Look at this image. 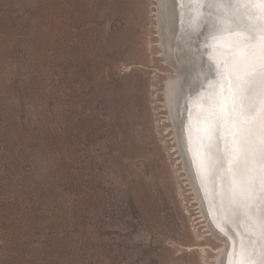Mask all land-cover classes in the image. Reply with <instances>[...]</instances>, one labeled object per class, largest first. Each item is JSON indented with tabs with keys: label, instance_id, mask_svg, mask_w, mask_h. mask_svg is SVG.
I'll return each mask as SVG.
<instances>
[{
	"label": "rangeland",
	"instance_id": "rangeland-1",
	"mask_svg": "<svg viewBox=\"0 0 264 264\" xmlns=\"http://www.w3.org/2000/svg\"><path fill=\"white\" fill-rule=\"evenodd\" d=\"M155 2L0 0V264H213Z\"/></svg>",
	"mask_w": 264,
	"mask_h": 264
},
{
	"label": "bare ground",
	"instance_id": "bare-ground-1",
	"mask_svg": "<svg viewBox=\"0 0 264 264\" xmlns=\"http://www.w3.org/2000/svg\"><path fill=\"white\" fill-rule=\"evenodd\" d=\"M222 3L223 0H156L158 54L172 69L164 79L160 105L183 184L196 208V219L205 235L219 242L211 248L213 264H264V235L256 238L251 225L250 230L241 226L240 223L246 226L244 213L234 208L221 186L223 170L233 153L225 146L232 141L240 143V139L232 122L220 128L211 111L220 108L214 115L223 111L230 117L239 100L236 86L241 84L230 75V58L225 54L229 50L221 52L225 60L210 62L214 47L209 43L223 33V14L228 11ZM256 26L260 27L258 21ZM208 44L209 48L205 47ZM230 101L232 105L228 107ZM218 119L223 122L222 116ZM229 186L228 182L226 188ZM191 248L206 253L203 246Z\"/></svg>",
	"mask_w": 264,
	"mask_h": 264
},
{
	"label": "water",
	"instance_id": "water-1",
	"mask_svg": "<svg viewBox=\"0 0 264 264\" xmlns=\"http://www.w3.org/2000/svg\"><path fill=\"white\" fill-rule=\"evenodd\" d=\"M222 6L228 8V11L223 14V33L213 37L209 43L214 47L210 62L216 64L225 60L221 58V52L229 50L225 54L230 58V75L241 83L236 86L238 98L244 93L251 101L243 106L241 119L254 122L255 129L251 134L236 133L240 143L234 144L232 141V144L225 146L232 148L233 153L223 170L221 186L222 191L224 188L227 190L234 208L244 213L246 226L240 223L241 226L250 230L251 225L254 228V232L251 231L253 236L260 239L264 235V4L257 0H223ZM257 21L259 28L256 26ZM235 27L238 29H234ZM209 44L205 47L209 48ZM238 101L228 118L223 111L214 115L220 108L212 109L211 117L220 128L223 123L227 125V122H232L237 132L240 126L237 121V116H240ZM231 105L230 101L228 107ZM220 116L223 122L218 119ZM205 122L207 125V121ZM225 179L230 185L227 188L228 182Z\"/></svg>",
	"mask_w": 264,
	"mask_h": 264
},
{
	"label": "snow or ice",
	"instance_id": "snow-or-ice-1",
	"mask_svg": "<svg viewBox=\"0 0 264 264\" xmlns=\"http://www.w3.org/2000/svg\"><path fill=\"white\" fill-rule=\"evenodd\" d=\"M258 3L264 4V0H257ZM250 91V90H249ZM248 103L250 104V98L248 95L241 93L240 99L238 101V106L240 108V116H237V121L240 126L237 128L238 135H244L245 133L251 134V132L255 129V123L252 121H243L241 117L243 116L244 105ZM235 110V107L234 109Z\"/></svg>",
	"mask_w": 264,
	"mask_h": 264
}]
</instances>
